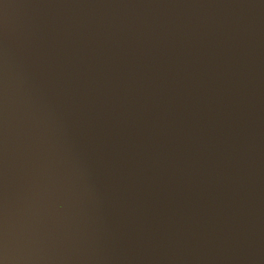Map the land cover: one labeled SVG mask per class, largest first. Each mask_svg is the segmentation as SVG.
<instances>
[{
    "label": "water",
    "instance_id": "1",
    "mask_svg": "<svg viewBox=\"0 0 264 264\" xmlns=\"http://www.w3.org/2000/svg\"><path fill=\"white\" fill-rule=\"evenodd\" d=\"M0 264H264V0H0Z\"/></svg>",
    "mask_w": 264,
    "mask_h": 264
}]
</instances>
